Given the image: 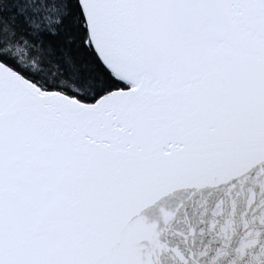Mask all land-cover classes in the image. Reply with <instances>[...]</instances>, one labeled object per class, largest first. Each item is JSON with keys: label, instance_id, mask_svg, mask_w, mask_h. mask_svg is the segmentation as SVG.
I'll return each instance as SVG.
<instances>
[{"label": "snow or ice", "instance_id": "6c2138e0", "mask_svg": "<svg viewBox=\"0 0 264 264\" xmlns=\"http://www.w3.org/2000/svg\"><path fill=\"white\" fill-rule=\"evenodd\" d=\"M0 264H264V0H0Z\"/></svg>", "mask_w": 264, "mask_h": 264}]
</instances>
